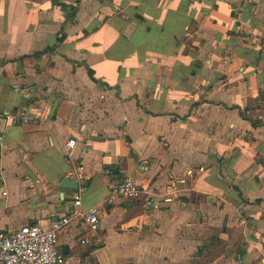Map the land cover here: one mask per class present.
Here are the masks:
<instances>
[{
	"label": "crops",
	"instance_id": "1",
	"mask_svg": "<svg viewBox=\"0 0 264 264\" xmlns=\"http://www.w3.org/2000/svg\"><path fill=\"white\" fill-rule=\"evenodd\" d=\"M16 111L0 230L47 226L81 187L98 228L60 232L61 264H264V0H0V114ZM126 177L152 206L106 202Z\"/></svg>",
	"mask_w": 264,
	"mask_h": 264
},
{
	"label": "built area",
	"instance_id": "2",
	"mask_svg": "<svg viewBox=\"0 0 264 264\" xmlns=\"http://www.w3.org/2000/svg\"><path fill=\"white\" fill-rule=\"evenodd\" d=\"M0 116L11 123H25L27 116L22 111L4 112ZM74 146L72 138L66 139L63 149L71 150ZM81 165L75 166L71 173L76 185L80 183ZM77 187L69 209L64 215L51 218L47 226L25 224L13 230H0V264H61L64 256L57 249V236L72 222H76L82 230L79 243L87 242V238L97 231L100 208L96 205L81 208L80 191ZM152 190L141 187L130 178H123L107 189L106 202L119 200H139L143 206H152Z\"/></svg>",
	"mask_w": 264,
	"mask_h": 264
},
{
	"label": "water",
	"instance_id": "3",
	"mask_svg": "<svg viewBox=\"0 0 264 264\" xmlns=\"http://www.w3.org/2000/svg\"><path fill=\"white\" fill-rule=\"evenodd\" d=\"M59 188L66 189H75L77 187L75 181L73 179H69L67 177H61L58 184Z\"/></svg>",
	"mask_w": 264,
	"mask_h": 264
}]
</instances>
